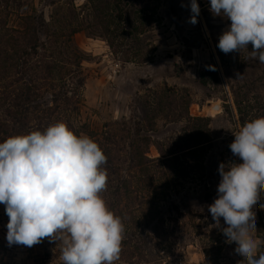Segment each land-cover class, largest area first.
<instances>
[{
	"label": "rangeland",
	"instance_id": "rangeland-1",
	"mask_svg": "<svg viewBox=\"0 0 264 264\" xmlns=\"http://www.w3.org/2000/svg\"><path fill=\"white\" fill-rule=\"evenodd\" d=\"M118 2L122 14L114 8L96 13L93 0H8L1 17L15 29L25 15L42 17L46 33L57 34L56 67L77 70L72 81L77 111L62 109L60 122L114 150L116 171L107 172L100 195L121 218L123 239L145 226L159 234L158 246L149 244L145 254L160 258L133 264H238L235 243H226L213 226L208 205L217 198L219 165L242 163L229 148L232 132L264 116V64L250 58L251 44L241 52L220 51L219 36L231 22L210 12V0H197L195 24L191 0H138L132 8L128 0ZM139 7L147 9L141 32L135 31ZM78 27L82 30L71 36ZM46 33L39 34L41 44L49 41ZM6 77L0 78L5 86ZM40 104L52 105L50 98ZM38 124L34 119L29 126ZM261 203L264 192L253 208L256 236L264 239ZM8 219L0 204V264H63L59 241L8 246ZM121 249L114 264H130L126 246Z\"/></svg>",
	"mask_w": 264,
	"mask_h": 264
},
{
	"label": "clouds",
	"instance_id": "clouds-1",
	"mask_svg": "<svg viewBox=\"0 0 264 264\" xmlns=\"http://www.w3.org/2000/svg\"><path fill=\"white\" fill-rule=\"evenodd\" d=\"M192 24L200 7L190 2ZM210 12L230 20L219 36L221 52H241L264 64V0H210ZM209 70H215L209 66ZM229 145L242 163H221L217 198L208 205L214 227L235 243L238 264H264L254 206L264 192V116L237 128ZM107 157L97 142L64 122L0 142V204L8 246L31 248L59 241L63 264H114L124 224L100 195L107 187ZM264 209V203L260 204ZM221 218L226 227L221 228Z\"/></svg>",
	"mask_w": 264,
	"mask_h": 264
},
{
	"label": "trees",
	"instance_id": "trees-1",
	"mask_svg": "<svg viewBox=\"0 0 264 264\" xmlns=\"http://www.w3.org/2000/svg\"><path fill=\"white\" fill-rule=\"evenodd\" d=\"M137 1L128 0V6L135 7ZM112 4H114V0H93L91 8L96 13L113 8L118 9L120 14L123 13L124 10L118 7V0H115L114 7ZM9 6L8 0H0V78L6 74L8 76L6 78L9 79L6 86L0 82V110H3L4 116L3 119L0 118V142H4L10 136L28 134L34 130L43 131L49 125L60 122L62 109L71 113L76 112L79 103V99L74 100L76 96L72 87L74 85L72 81L76 79L74 75L77 70L67 71V73L60 71L56 67L58 62L53 59L55 57L53 48L56 44V31L53 35H50L49 31L46 33L47 23L45 20L42 17L39 20L40 18L30 14L23 17V26L20 29L8 28L1 14L2 11L8 12ZM5 7L6 9L2 10ZM145 12L147 9L139 7L136 14L139 22V27L135 29L137 32H141L144 28L145 18L141 17V14ZM99 15L100 18L98 17L97 21L102 20L101 14ZM102 25L104 31L109 32L108 24L103 22ZM79 30L82 28L72 29L71 36L78 33ZM41 32L48 34L47 45L40 43L39 34ZM81 84L82 82L78 81V85ZM70 93L71 97L69 96ZM49 98L52 105L42 106L40 104ZM34 119L39 122L37 128L29 126L31 120ZM44 121L49 124L43 125ZM97 143L107 157V162L102 167L107 172L116 171L113 166L114 150L106 143L104 145ZM171 155L175 157L176 153L169 156ZM138 167L143 169L144 165H138ZM117 193L118 191L116 195ZM116 212L118 213L119 210ZM133 222L138 224L136 219ZM158 236L157 231L148 226L143 229L137 228V231L134 230L127 234L121 244V247L126 246L127 262L133 264L134 259L138 263L158 260L159 254H155V258L151 256L150 260L145 254V249L149 244L158 246ZM131 248L138 252L130 253Z\"/></svg>",
	"mask_w": 264,
	"mask_h": 264
}]
</instances>
